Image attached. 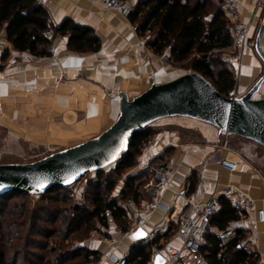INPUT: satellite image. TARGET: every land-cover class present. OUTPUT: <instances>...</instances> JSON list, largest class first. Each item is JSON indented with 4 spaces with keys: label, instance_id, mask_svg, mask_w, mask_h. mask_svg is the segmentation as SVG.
I'll return each mask as SVG.
<instances>
[{
    "label": "crops",
    "instance_id": "0c3cea01",
    "mask_svg": "<svg viewBox=\"0 0 264 264\" xmlns=\"http://www.w3.org/2000/svg\"><path fill=\"white\" fill-rule=\"evenodd\" d=\"M127 1L133 8L139 0ZM238 2L240 19L250 24V31L248 42L233 50L236 82L231 94L236 97L244 95L264 71L254 50L255 38L263 23L260 47L264 53V0L258 8L254 0ZM41 6L54 27L69 20L91 29L99 39L100 48L89 54L70 52L68 38L55 36L51 55L36 58L14 50L0 28V126L11 136L36 144L54 145L64 141L72 147L97 136L116 120L120 107L118 93L133 98L147 90L152 81L164 83L183 75L162 57L167 53L155 55L138 45L130 29V20L103 11L88 0H47ZM255 97L264 98V83ZM203 131L205 141L199 143L183 142L173 131H156L138 157L139 166L127 174L143 173L151 161L157 166L163 164L168 172V186L158 198L160 207H150L154 198L149 193L138 204H129L128 212L130 226L142 221L146 234L164 219H169L170 232L157 238L161 246H181L182 236L177 233L176 222L190 213L189 201L217 200L227 186L247 194L264 210V176L260 169L239 151L231 147L222 149L225 140L219 142L218 130ZM76 136L79 139L71 141ZM220 158L233 162L234 171L221 167ZM151 184L149 180L147 191ZM210 229L217 230L212 223ZM103 232L119 237L115 248L101 244L97 234L85 246L100 252L102 264L109 263L111 254L118 257L129 253L136 242L120 237L113 223ZM263 234L264 224L256 234H246V248L258 255L259 264H264Z\"/></svg>",
    "mask_w": 264,
    "mask_h": 264
},
{
    "label": "trees",
    "instance_id": "16d2710c",
    "mask_svg": "<svg viewBox=\"0 0 264 264\" xmlns=\"http://www.w3.org/2000/svg\"><path fill=\"white\" fill-rule=\"evenodd\" d=\"M137 25L138 35L145 38L146 47L155 55L167 53L168 60L207 79L223 96L229 97L235 87L233 71L223 55L232 44L230 22L221 4L215 0H139L129 17ZM0 28L12 48L33 57L51 55L55 36H66L67 49L79 54L95 53L100 48L94 32L66 20L52 26L46 10L37 0H0ZM51 32L52 37L45 34ZM150 127V126H149ZM149 127L137 134L121 160L106 170L96 172L89 206L68 205L53 207L69 198L61 194L64 188H54L40 196L43 204L30 209L26 201L7 202L14 196L31 197L26 193L0 196V264H91L100 261V252L82 243L92 233L106 234L110 223L118 233L130 226L129 204H138L148 196L149 182L144 171L127 175L119 190V203L109 198L124 171L135 166V156L149 142L155 132ZM164 166L163 164H161ZM152 180V178H151ZM58 191V192H57ZM49 203L50 206H45ZM219 209L209 219L217 230L239 221V213L227 200L217 199ZM247 232L239 230L226 242L208 233L200 250L199 264H259L258 255L246 248ZM76 242L77 244L72 245ZM158 240L153 241L157 244ZM152 243L136 241L131 247L127 264H147Z\"/></svg>",
    "mask_w": 264,
    "mask_h": 264
},
{
    "label": "water",
    "instance_id": "95a60500",
    "mask_svg": "<svg viewBox=\"0 0 264 264\" xmlns=\"http://www.w3.org/2000/svg\"><path fill=\"white\" fill-rule=\"evenodd\" d=\"M261 24L254 50L264 66L260 47ZM264 83V71L242 96H223L204 77L186 73L171 81L156 83L128 98L120 92L116 120L97 136L62 149L30 163L0 164V196L26 193L41 196L54 188L74 185L86 174L105 170L118 163L133 138L157 121L186 118L207 124L220 133L254 142L264 149V98L255 95ZM43 185L40 188L38 185ZM142 228L132 235L134 241L145 236ZM157 256L154 264H162Z\"/></svg>",
    "mask_w": 264,
    "mask_h": 264
},
{
    "label": "built area",
    "instance_id": "2783aa9c",
    "mask_svg": "<svg viewBox=\"0 0 264 264\" xmlns=\"http://www.w3.org/2000/svg\"><path fill=\"white\" fill-rule=\"evenodd\" d=\"M47 0H38V4L44 5ZM221 4L222 10L230 22V32L232 35V44L229 50L233 51L248 42V33L250 24L240 19V6L238 0H215ZM92 5H99L103 11L113 12L125 20H129L132 8L127 0H88ZM261 0H254L255 8L262 6ZM131 32L136 36L137 43L141 48L146 47L145 38L138 35L137 25H130ZM46 38H51L52 33L45 34ZM168 62V56H162ZM231 61V59H228ZM224 135H227L223 133ZM222 149L227 148L226 141L222 144ZM219 165L230 172L234 171L235 164L225 158L219 159ZM168 186V172L162 165L157 166L153 171L150 195L154 198L151 208L160 207V192ZM221 197L228 201L229 205L240 215V221L236 222L223 230H212L208 227L209 219L214 216L219 205L215 198H209L204 202H188L190 213L181 216L177 222V233L182 236L180 247L172 245L161 246L159 243L153 244L158 237L170 232V221L164 219L160 225L151 229L145 234L142 242L145 244L152 243L150 257L147 264H154L157 256L163 258L162 264H196L195 261L200 258V250L206 243L208 233L214 234L221 242H226L233 238L237 231L243 230L248 234H256L260 225L264 224V210L258 208L256 201L241 192L233 186H227L221 191ZM143 222L139 221L128 227L126 232L121 233L122 238H131L137 229L142 228ZM264 236V234H263ZM99 242L108 248H115L119 242V237H113L107 234H101ZM129 253L121 256L110 255L108 264H127ZM102 264L101 260L97 263Z\"/></svg>",
    "mask_w": 264,
    "mask_h": 264
},
{
    "label": "rangeland",
    "instance_id": "374dc122",
    "mask_svg": "<svg viewBox=\"0 0 264 264\" xmlns=\"http://www.w3.org/2000/svg\"><path fill=\"white\" fill-rule=\"evenodd\" d=\"M235 57H236L235 51H231L229 53H225L222 58H224L226 65L233 71L236 79V73L233 67V64L236 61ZM228 59H231V61H229ZM165 61L167 60L165 59ZM174 67H176V69L179 70L180 73L183 74L190 73L189 69L185 67L182 66H174ZM230 96L233 95L230 94ZM149 129L151 132H155L156 130L176 132L181 141L189 142V143H199L202 141L204 142L205 141L203 135L204 129L216 131L215 129H212V127H208L207 125H203L197 121L186 118H180V117L167 118L157 121L154 124H152L149 127ZM218 136L220 143L222 142V140L227 141L226 142L227 148L231 147L232 149L239 151L247 159L251 160L260 169V172L264 176L263 148H261L258 144L253 142L235 139L232 135H224L223 133H218ZM78 139L79 137L76 136V138L71 141L74 142ZM67 145L68 144H66V142L64 141L62 142L60 141L59 143H56L54 145L36 144L22 137L11 136L7 129L0 126V164L34 162L52 153H55L65 148H69L70 146L68 147ZM146 145L147 143L142 147L141 152L143 151ZM141 152L137 156H135L134 168H137L139 166L138 157L140 156ZM156 164L157 163H155L154 161H151L148 167L144 170L147 173V178L149 180H151V178L153 177V171L157 166ZM111 168L112 167L105 169L107 175L110 174ZM130 171H124L122 173L118 182L115 184L114 190L110 193L109 198H115L119 203L121 202V200L119 199V190L122 188L126 176ZM95 179H96V173H89L86 174L74 185L67 187V189L65 190H61L60 191L61 194L66 195V197L69 199L63 202L54 203L53 207L63 208V207H67L68 205H74V204L81 205L84 207L89 206V201L93 193V190L86 189V186L88 183L94 182ZM23 201H26L29 204L30 209L43 204L41 202L40 196H31L25 198H21L20 196H14L7 202V204L10 205L15 202H23ZM45 206H50V204L46 203ZM95 235H96L95 233H92L89 236V238L84 240L82 244L86 246V243L92 241V238ZM75 244L77 243L76 242L72 243V245ZM201 262L202 261L200 260V258L195 261L196 264H199Z\"/></svg>",
    "mask_w": 264,
    "mask_h": 264
},
{
    "label": "snow or ice",
    "instance_id": "6c2138e0",
    "mask_svg": "<svg viewBox=\"0 0 264 264\" xmlns=\"http://www.w3.org/2000/svg\"><path fill=\"white\" fill-rule=\"evenodd\" d=\"M40 188H43V185L41 184V185H38Z\"/></svg>",
    "mask_w": 264,
    "mask_h": 264
}]
</instances>
